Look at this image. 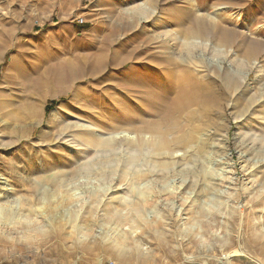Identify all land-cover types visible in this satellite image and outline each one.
I'll return each mask as SVG.
<instances>
[{"label":"rangeland","instance_id":"374dc122","mask_svg":"<svg viewBox=\"0 0 264 264\" xmlns=\"http://www.w3.org/2000/svg\"><path fill=\"white\" fill-rule=\"evenodd\" d=\"M1 105L0 264H264V0H0Z\"/></svg>","mask_w":264,"mask_h":264},{"label":"bare ground","instance_id":"6f19581e","mask_svg":"<svg viewBox=\"0 0 264 264\" xmlns=\"http://www.w3.org/2000/svg\"><path fill=\"white\" fill-rule=\"evenodd\" d=\"M70 76H71V73H70ZM190 93H191V91H189V89L184 87L178 93L177 99L167 101V102H169V104L167 105V109H166L165 113H163L164 115L162 117H163V120H166V122H168L167 125L170 126L171 128L175 129V128L179 127V124H180L179 120L181 118L179 116L182 115L183 113L186 114L187 111H191V110H188V109L193 104H198L199 109L201 110L200 111L201 113L206 112L207 107L209 105L208 98L204 96L203 102H192L193 99H192V96H190ZM4 108L5 107H3V105H1V108H0V122H1L2 118L3 117L5 118V116H6L3 113ZM190 117H191V115H190ZM191 137H192L191 134H187L185 136V138L183 139L182 143H187ZM105 144H107V142H105L103 145H105ZM157 146H159V148H161V149L170 148L168 146V143L166 141H164L163 138H160V137L158 139ZM32 188H33L34 193H36V194L39 193V189H38V185L37 184H34V186H32ZM41 195H42V199L46 203H48L50 201L51 191L49 189H46ZM135 209H136L137 213H141L142 212L141 206H137ZM62 217H64L63 213H58L56 215L54 214L52 216H48V218H46V222H44L45 223L44 226H46V227L48 226L49 227L51 222H53L56 219L62 218ZM233 255H234V253L233 254H227L225 258L227 260H229V258L231 256H233ZM227 262L228 261L224 262L223 264H229Z\"/></svg>","mask_w":264,"mask_h":264}]
</instances>
